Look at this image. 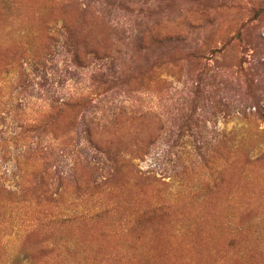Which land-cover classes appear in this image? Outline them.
Instances as JSON below:
<instances>
[{"label": "rangeland", "instance_id": "1", "mask_svg": "<svg viewBox=\"0 0 264 264\" xmlns=\"http://www.w3.org/2000/svg\"><path fill=\"white\" fill-rule=\"evenodd\" d=\"M0 264H264V0H0Z\"/></svg>", "mask_w": 264, "mask_h": 264}]
</instances>
